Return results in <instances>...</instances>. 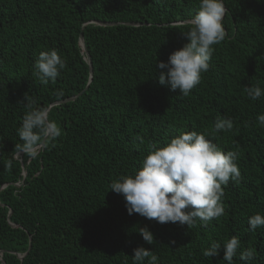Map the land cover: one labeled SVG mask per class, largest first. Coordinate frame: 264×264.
<instances>
[{"label": "trees", "instance_id": "1", "mask_svg": "<svg viewBox=\"0 0 264 264\" xmlns=\"http://www.w3.org/2000/svg\"><path fill=\"white\" fill-rule=\"evenodd\" d=\"M224 4L226 38L184 97L157 82L155 62L188 42L199 0H0V264H132L138 246L158 264H226L222 246L210 258L203 252L233 235L238 252L255 251L249 264H264V226H248L264 215V96L243 91L264 89V0ZM50 49L67 67L41 85L34 61ZM24 96L62 130L36 159L15 149ZM218 117L233 129L213 132ZM193 130L239 152L241 178L222 186L224 214L190 228L129 215L111 182L142 166L153 146Z\"/></svg>", "mask_w": 264, "mask_h": 264}, {"label": "clouds", "instance_id": "2", "mask_svg": "<svg viewBox=\"0 0 264 264\" xmlns=\"http://www.w3.org/2000/svg\"><path fill=\"white\" fill-rule=\"evenodd\" d=\"M225 13L224 0H199L191 26L184 32L188 42L170 53L166 62H155V69L159 70L156 79L161 86L167 85L187 97L200 83L202 73L209 70L213 46L226 38L222 23ZM66 67V61L56 49L41 51L34 61L33 77L41 85H47ZM243 91L252 100L264 96V89L259 84L245 86ZM61 94L57 92V95ZM24 101H27L28 111L17 128L22 143L15 149L19 154L36 159L62 134V130L49 118L45 108L37 106L35 99L24 96ZM257 121L264 127V114H258ZM232 129L230 117H218L214 122L213 132ZM238 157V151H222L205 133L182 132L162 146H153L143 157L142 166L113 180L109 189L124 197L129 215L136 213L161 224L179 223L188 228L197 220L207 225L224 214L222 186L241 178L236 162ZM8 166H11V160ZM248 226L250 231L264 226V215L249 216ZM139 233L146 243H155L154 235L147 227H140ZM221 246L226 264H233L237 255L244 264H249L256 255L251 248L238 252L240 240L235 235L223 244L211 241L203 255L216 256ZM158 260L157 255L143 246L133 249L132 264H158Z\"/></svg>", "mask_w": 264, "mask_h": 264}, {"label": "water", "instance_id": "3", "mask_svg": "<svg viewBox=\"0 0 264 264\" xmlns=\"http://www.w3.org/2000/svg\"><path fill=\"white\" fill-rule=\"evenodd\" d=\"M80 45H81V48L84 49V43H83L82 34H80ZM90 69H91V66H90ZM1 253H2V252L0 251V254H1ZM0 260H1V258H0Z\"/></svg>", "mask_w": 264, "mask_h": 264}]
</instances>
